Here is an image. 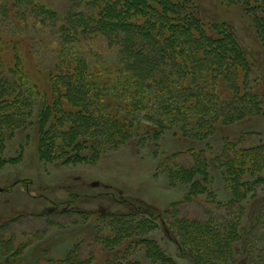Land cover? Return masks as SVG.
<instances>
[{"label": "trees", "instance_id": "1", "mask_svg": "<svg viewBox=\"0 0 264 264\" xmlns=\"http://www.w3.org/2000/svg\"><path fill=\"white\" fill-rule=\"evenodd\" d=\"M71 1L77 9L66 13L59 28V14L43 0H0V21L5 23L0 36L4 40L0 43V143L6 129L24 122L38 102L39 154L43 160L64 164L95 161L134 137L157 142L177 126L185 136L204 140L219 125L257 112L259 104L248 90L250 64L225 24L207 22L182 0ZM244 2L264 43V0ZM18 5L30 11H14ZM46 32L55 38L49 44L55 65L44 85L35 84L23 66L24 41H35ZM91 36L106 39L115 49L114 60L102 65L97 52L83 51L81 44ZM14 71L19 76L9 74ZM168 162L167 158L162 167L172 183H191L189 195H205L227 212H211L200 221L182 220L171 209L167 222L180 236V246L196 264H227L244 234V204L257 196L264 183V143L240 146L233 139L225 140L219 164L232 190L225 202L217 200L209 186L204 152L188 167H170ZM233 207L238 209L232 212ZM108 216L107 224L113 227V222L123 219L120 214ZM254 219L252 229L261 225L264 234L262 213ZM138 224L142 231L151 228L146 218H138ZM114 230L113 237H99L104 246L121 245L132 235ZM147 254L154 261L175 264L157 247L147 248ZM77 255L72 251L63 260L46 264H92L91 257L82 260ZM120 258L109 264H139L125 254Z\"/></svg>", "mask_w": 264, "mask_h": 264}, {"label": "rangeland", "instance_id": "2", "mask_svg": "<svg viewBox=\"0 0 264 264\" xmlns=\"http://www.w3.org/2000/svg\"><path fill=\"white\" fill-rule=\"evenodd\" d=\"M182 1L207 22L225 24L233 34L250 64L248 90L259 104L257 112L219 125L216 133L204 140L185 136L177 126L157 142L134 137L125 145L102 153L95 161L64 164L43 160L39 154L37 116L41 104L36 103L33 114L23 117L25 121L20 125L6 129V137L0 143V264H46L63 260L72 251L82 260L91 257L92 264H109L123 254L139 264H163L149 257L150 247H157L175 264H196L180 246L181 238L175 228L167 222V217L169 221L172 218L168 212L175 209L182 220L201 221L211 212L219 215L223 210L207 201L205 195H189L191 183H172L162 165L168 158L170 167H188L199 152H204L208 183L217 200L225 202L232 197L219 159L226 139H233L240 146L264 143V43L244 0ZM43 3L59 14V28L66 13L76 8L71 0ZM22 5L14 11H30ZM12 20L10 16L8 22ZM2 24L5 23L0 21L1 37ZM28 29L32 30L30 26ZM1 37L0 43L4 42ZM54 40L52 33L46 32L35 41H24L23 66L35 84L44 85L49 69L55 65L49 45ZM81 47L84 52H97L95 57L102 65L116 57L115 49L102 36H91ZM110 51L113 53L107 54ZM12 73L9 74L19 76ZM85 155L91 156V152L86 151ZM260 187L257 196L244 204V234L235 243L233 259L227 264H264V234H260L263 226L252 229L258 214L264 218V183ZM175 204L177 207L173 208ZM236 209L233 207L232 212ZM110 214H120L123 219L110 226ZM138 218L149 220L151 228L139 229ZM114 228L132 235L121 245L104 246L99 237H113Z\"/></svg>", "mask_w": 264, "mask_h": 264}]
</instances>
